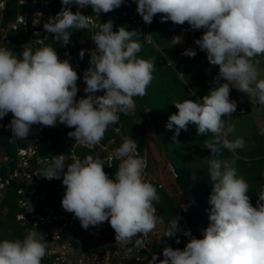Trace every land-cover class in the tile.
<instances>
[{"label": "clouds", "instance_id": "9594fccd", "mask_svg": "<svg viewBox=\"0 0 264 264\" xmlns=\"http://www.w3.org/2000/svg\"><path fill=\"white\" fill-rule=\"evenodd\" d=\"M134 2L146 24L161 14V22H187L193 31L202 29L203 34L194 43L206 53L209 64L219 69L215 86L202 99L173 103L178 112L171 114L166 124L169 130L175 127L174 138L181 130L187 131L189 124L196 126L197 135L212 134L213 138L206 141V148L215 157L209 159L208 168L212 184L208 198L210 223L201 229L202 238H197L190 229H181V217L174 216L165 235L176 237L179 244L177 233L182 232L188 241L182 249L164 247L163 259L154 256L152 264H264V188L254 207L248 195L250 186L238 174L234 161L219 158L222 149L235 152L246 147L242 137L228 138L235 131L228 121L237 109V102L230 99L231 90L245 94L251 105L264 106V79L259 78L260 61L255 59L264 56V0ZM61 3L65 7L43 25L54 41L66 46L72 33L69 29L98 28L91 37L96 47L89 52V67L83 75L86 96L76 99L80 77L69 60H61L51 45L34 48L29 42L20 52L0 46V119L12 115L6 126L12 133L10 142L27 138L33 125L54 127L59 122L74 128L67 135L77 143L98 145L108 127L119 122V114L135 110L134 98L145 96L153 80L155 60L139 57L142 44L135 39L139 35L136 30L121 26L113 31L111 20L95 25L90 16L79 10L73 13L67 7L91 6L99 16L119 8L124 0ZM172 41L173 46L180 44L182 36H174ZM196 54L191 48L182 53L189 58ZM84 56L82 49L79 57L83 60ZM53 157L50 166L38 175L47 180L62 177L65 191L61 206L83 229L107 222L114 230L116 243L128 244L138 234L153 231L161 221L154 207L161 198L146 179V164L133 138L124 137L110 154L109 159L119 161L113 178L105 172L99 153L83 159L73 156L71 163L64 154ZM180 207L188 210L186 204ZM46 252L41 231L29 229L22 240H0V264H41Z\"/></svg>", "mask_w": 264, "mask_h": 264}, {"label": "trees", "instance_id": "16d2710c", "mask_svg": "<svg viewBox=\"0 0 264 264\" xmlns=\"http://www.w3.org/2000/svg\"><path fill=\"white\" fill-rule=\"evenodd\" d=\"M43 7H52L55 14L61 11V0H41ZM75 13L78 8L76 6H67ZM21 10L16 0L8 2L3 16V23L6 24L15 19L18 12ZM131 10L124 3L117 9L107 14L101 13V23L109 20L113 22V31L123 26L127 30H136L139 35L135 39L142 44V51L139 53L140 58L154 59L155 70L153 72V80L147 88V94L143 97H135L136 108L128 115L120 114V126L127 137H131L138 143V150L144 152L147 150L150 159V145L146 136L147 125L150 124L155 133V148L164 152L166 158L171 162L177 172L178 178L176 184L179 190L186 197L189 204V210L183 211L180 207L182 202H179L176 197L169 194L164 189H159L156 185L157 192L160 196V202L154 203L157 215L161 218L163 225V235L159 242L154 246L151 257L156 256L158 259H163L162 249L166 246L172 248H181L184 242L188 241V237L178 232L180 243H176V237L168 238L165 233L174 216L179 215L180 227L183 230L190 229L192 234L197 238L202 237L201 229L206 228L210 221L208 218V198L212 191V184L208 175L209 159L212 157L211 150L206 148V141L211 140L212 134L197 135L196 126L189 124L188 130H181L179 136L174 138L175 127L172 130L166 128L168 117L171 114L177 113L174 102H182L185 99L197 100L202 99L207 95L209 88L205 83L206 71L209 67L206 53L196 54L195 57L189 58L182 55L184 50L173 46L172 38L178 34L184 25H175L171 21L161 22L160 15L157 14L153 18V22L148 24L156 45L150 44L145 38V34L139 27L133 24L130 20ZM187 24V22H185ZM188 25V24H187ZM200 37L203 30H196ZM89 36V29L73 30L70 36L71 42H74L72 47L73 52L79 59V52L83 49L82 42ZM47 44L55 48L59 55L62 41H54L53 35H47ZM260 61L264 67V56L255 58ZM83 66H87V60H82ZM79 76V75H78ZM194 93V95L192 94ZM248 98V97H247ZM255 106H260L256 104ZM228 121V118H224ZM9 124L7 115L0 119V157L3 156L6 160L3 167L0 168V176H7V168L13 167L16 156V141L10 142L12 133L6 126ZM110 131L106 133L107 137L112 136ZM50 136L54 139V146L51 150L44 153L46 156H56L64 154L69 155V150L66 148L62 139V133L51 132ZM78 156L82 159L87 155H94L92 151L86 148H76ZM238 154V155H237ZM230 162L234 161V166L240 176L249 184L250 202L255 207L258 200L259 191L264 188V149L262 153L256 152L255 149L245 148L242 152H230L227 149H222V155L219 157ZM116 163L113 168H105L109 178L114 177V173L118 168ZM53 187V185H50ZM177 190V188H176ZM22 210L18 205V196L16 190L12 187L8 190L5 197L0 201V240H15L23 239L29 229L37 232L40 228H35L32 225H22L17 220V215ZM46 244L47 241L45 240ZM43 259L41 264H46Z\"/></svg>", "mask_w": 264, "mask_h": 264}, {"label": "built area", "instance_id": "2783aa9c", "mask_svg": "<svg viewBox=\"0 0 264 264\" xmlns=\"http://www.w3.org/2000/svg\"><path fill=\"white\" fill-rule=\"evenodd\" d=\"M9 1L11 0H0V46L20 52L23 45L29 42L34 48L48 45L47 35L49 33L44 30L43 25L49 22L50 17L56 15L52 7H43L41 0H16L21 10L13 21L4 24L3 16ZM125 3L131 10L129 20L145 34L148 43L156 45L148 24L144 23L142 17L136 12L134 0H125ZM73 5L78 8L77 5ZM78 10L83 15L90 16L95 25L101 23V14L96 16L91 6L83 9L78 8ZM73 30L75 29H69V31ZM96 31L98 28H90L89 36L81 43L83 50H85L83 59L87 60V66H83L82 60L76 57L72 50L74 42L71 40L68 45L61 46L58 55L61 60L68 59L80 77L77 81L79 89L76 96L77 100L86 96L83 91L85 87L83 75L89 67V52L96 47L91 39ZM174 36H182L183 40L182 43L175 45L176 47L184 51L191 48L196 50L197 54L205 53L195 45L194 40L200 37L196 31L190 29L189 25L184 24L180 32ZM218 71V66L209 64L205 75V83L209 90L215 86L214 78ZM223 82V80L220 81V83ZM233 92L232 89L230 99L237 102V109L232 116L248 113L251 110V103L248 98L242 97L237 101ZM96 94L103 95L102 92ZM7 117L10 123L11 113ZM119 124L120 119L117 124L110 125L106 131V133L109 131L113 133L112 136L107 137L105 133L101 142L92 147L81 145L69 137L67 133L74 131V128H69L59 122L54 127L33 125L27 138L15 140L14 165L13 167L8 166L6 177L0 176V201L10 188L13 187L16 190L18 205L22 210L17 215V220L22 225L29 224L42 230L47 241V252L43 258L46 260V264H152V250L160 241L163 229L160 232L158 228H155L147 235L138 234V237H134L132 242L128 244L116 243L114 230L107 222L96 227L90 226L85 230L74 215L64 211L61 206V199L65 191L62 177L60 180H47L38 175L49 167L54 159V157L46 156L44 153L53 148L54 139L50 133L57 131L62 133L63 142L69 150V155H65L68 158V163L72 162L73 156L82 159L76 152V148L82 147L94 154L99 153L104 160L105 168H113L119 161L114 157L109 159V156L121 145L123 138L127 137ZM138 153L146 164V179L159 189H164L163 184L153 177L151 159L147 150L144 152L138 150ZM4 163L5 158L1 156L0 168L3 167ZM166 170L175 180L178 178V172L171 162L166 164Z\"/></svg>", "mask_w": 264, "mask_h": 264}, {"label": "rangeland", "instance_id": "374dc122", "mask_svg": "<svg viewBox=\"0 0 264 264\" xmlns=\"http://www.w3.org/2000/svg\"><path fill=\"white\" fill-rule=\"evenodd\" d=\"M257 67L260 73L259 78L264 79V67L260 63ZM233 90L234 98L237 101H239L242 97H247L245 94L238 92L235 88H233ZM250 109L251 110L246 114L234 115L231 117V120L228 122L234 124L235 131L230 134L228 138L230 140H234L236 137H242L245 140L246 147H244L243 149L236 150L238 152L244 151L245 148H252L255 149L256 152L262 153L264 149V137H260V135L261 129L264 126V106L250 105ZM146 136L150 145V162L152 172L154 173L153 177L161 184H163L165 191H167L172 196L176 197L179 202H182V204L188 205L189 210V204L186 201V197L178 189L179 186L178 184H176L175 178L169 175L166 170V164L169 163L166 158V155L164 154V152L159 151L155 148V133L150 124H148L146 128ZM156 228H158L160 232L162 231L163 225L161 221L156 225ZM186 243L187 241L183 243L181 249L185 246Z\"/></svg>", "mask_w": 264, "mask_h": 264}, {"label": "crops", "instance_id": "0c3cea01", "mask_svg": "<svg viewBox=\"0 0 264 264\" xmlns=\"http://www.w3.org/2000/svg\"><path fill=\"white\" fill-rule=\"evenodd\" d=\"M258 130H259V129H258ZM258 134H259V133H258ZM259 135H260V134H259ZM261 136L264 137V135H262V134L260 135V137H261Z\"/></svg>", "mask_w": 264, "mask_h": 264}]
</instances>
